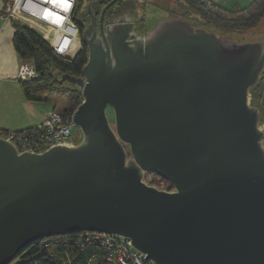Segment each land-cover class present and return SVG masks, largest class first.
Masks as SVG:
<instances>
[{"label":"water","instance_id":"1","mask_svg":"<svg viewBox=\"0 0 264 264\" xmlns=\"http://www.w3.org/2000/svg\"><path fill=\"white\" fill-rule=\"evenodd\" d=\"M106 8L99 34L88 9L81 76L54 77L81 95L77 140L30 153L0 137V264L74 233L122 238L150 264H264V130L250 104L264 41L192 27L175 7L152 30L103 24Z\"/></svg>","mask_w":264,"mask_h":264},{"label":"trees","instance_id":"2","mask_svg":"<svg viewBox=\"0 0 264 264\" xmlns=\"http://www.w3.org/2000/svg\"><path fill=\"white\" fill-rule=\"evenodd\" d=\"M146 2L147 0H75L71 20L78 29L80 44L77 54L71 59L56 56L36 31L12 21L13 50L20 63L31 65L37 74V78L33 81L17 83L25 101L39 103L53 95L65 98V106L59 113L64 119L70 120L71 115L82 102L81 95L67 84L58 83L54 77L58 79L62 75L75 78L81 76L87 60V48L81 36L84 26L89 22L88 9L96 20H100L103 9L107 7L103 14V24L130 16L134 20L136 30L143 31L142 12ZM174 7L177 13L184 15V19L192 27L212 29L222 35L252 31L264 18V0H256L247 8L235 7L229 10L207 0H175ZM250 104L258 110L260 125L264 130V73L257 86L250 91ZM8 132L0 130V137L5 138ZM75 140H77V130L73 141ZM144 181L159 190H172L167 182L155 175H146ZM15 262L17 264H114L109 261L105 249L81 239L80 233L33 242L22 249L11 264Z\"/></svg>","mask_w":264,"mask_h":264},{"label":"built area","instance_id":"3","mask_svg":"<svg viewBox=\"0 0 264 264\" xmlns=\"http://www.w3.org/2000/svg\"><path fill=\"white\" fill-rule=\"evenodd\" d=\"M58 2L59 5H53L52 0H13L0 14V20L6 21L18 15L23 22L43 25L52 34L53 39L49 44L52 52L58 57H68L79 42L78 29L71 20L75 0ZM36 78L34 68L22 63L13 81L29 82ZM72 131L70 120L64 119L59 112L51 111L37 126L18 133L9 131L5 139L10 141L18 152L39 153L51 146L72 142L75 137ZM80 238L105 249L109 261L114 264H150L122 238L98 233H80Z\"/></svg>","mask_w":264,"mask_h":264},{"label":"crops","instance_id":"4","mask_svg":"<svg viewBox=\"0 0 264 264\" xmlns=\"http://www.w3.org/2000/svg\"><path fill=\"white\" fill-rule=\"evenodd\" d=\"M224 9L247 8L256 0H207ZM13 0H0V14ZM12 21L18 22L36 31L41 38L51 35L50 31L39 23L29 24L23 22L20 16L2 21L0 20V130L18 132L31 129L40 124L46 115L54 109L42 110L41 102L31 103L25 101L18 84L13 81L20 64L18 56L12 46ZM53 38H51L52 40ZM44 40V39H43Z\"/></svg>","mask_w":264,"mask_h":264},{"label":"rangeland","instance_id":"5","mask_svg":"<svg viewBox=\"0 0 264 264\" xmlns=\"http://www.w3.org/2000/svg\"><path fill=\"white\" fill-rule=\"evenodd\" d=\"M175 6V0H147L145 4V9L142 12L144 19V28L146 30H152L159 21L169 19L172 14V9ZM51 35L44 37V41L49 45L51 41ZM225 39H228L233 42H255V41H264V18L258 24V26L252 31L246 32L244 34H234V35H225ZM78 46L69 54L67 58H73L78 50ZM46 101L41 102L40 107L42 110L54 109L53 111L60 112L65 106V98L58 96H48ZM107 118L111 126L113 125V115L111 110L106 111ZM74 129V128H73ZM73 135H76V130H73ZM17 264V262L13 263Z\"/></svg>","mask_w":264,"mask_h":264},{"label":"flooded vegetation","instance_id":"6","mask_svg":"<svg viewBox=\"0 0 264 264\" xmlns=\"http://www.w3.org/2000/svg\"><path fill=\"white\" fill-rule=\"evenodd\" d=\"M94 20H95L94 30L95 32H97V34H99V20H96L95 18Z\"/></svg>","mask_w":264,"mask_h":264},{"label":"bare ground","instance_id":"7","mask_svg":"<svg viewBox=\"0 0 264 264\" xmlns=\"http://www.w3.org/2000/svg\"><path fill=\"white\" fill-rule=\"evenodd\" d=\"M53 3V2H52ZM53 5H59V2L53 3Z\"/></svg>","mask_w":264,"mask_h":264},{"label":"snow or ice","instance_id":"8","mask_svg":"<svg viewBox=\"0 0 264 264\" xmlns=\"http://www.w3.org/2000/svg\"><path fill=\"white\" fill-rule=\"evenodd\" d=\"M52 2H53V3H56V2H58V0H52Z\"/></svg>","mask_w":264,"mask_h":264}]
</instances>
